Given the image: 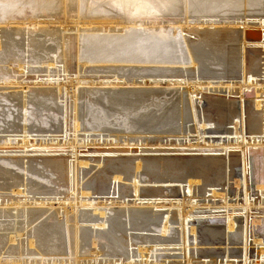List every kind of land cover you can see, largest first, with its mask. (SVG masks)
Wrapping results in <instances>:
<instances>
[{
    "label": "bare ground",
    "instance_id": "bare-ground-1",
    "mask_svg": "<svg viewBox=\"0 0 264 264\" xmlns=\"http://www.w3.org/2000/svg\"><path fill=\"white\" fill-rule=\"evenodd\" d=\"M26 10L24 25L11 26L13 20ZM79 10L85 13L84 17L81 15L85 19L107 17L109 26L102 24L91 29L123 33L66 34L67 28L39 26L35 18L43 12L48 17L61 14L65 17ZM152 11H156L154 14H185L183 25L171 27L173 36L184 30V26L190 27L186 20L189 16L194 17L192 21L198 27L208 22L205 17L218 16L230 21L224 19L221 21L224 23L217 26V21L211 20L207 26H214L213 29L186 30L189 33L193 31L196 40L185 33L174 38L164 33L166 29L163 27L161 30L164 32L144 27L146 22L141 15ZM118 14L124 15L120 22L118 18L121 15ZM1 23L5 25L0 26V63H16L19 73L25 70L26 58L27 62L44 63L46 72L56 67L57 62H62L58 71L66 75L67 64L74 56L71 54L74 43L77 62L83 61L78 63L79 70L85 62H90L99 64L92 65L93 68L111 73L110 77H105L106 80L97 82L105 89L80 88L78 84L71 83L70 93L65 83L60 85L58 80L53 83L49 79L48 84H56L52 89L36 88L29 96L26 91L14 92L9 98L14 103L12 106L20 112V120L18 124H4L2 128L16 131L14 128L20 127L21 140L16 144L19 151L32 152V156L41 155L35 160L30 158V163L20 157H10L13 163L2 160L0 189L9 190L13 196L25 192L50 194L57 193L51 186L57 182L64 184L74 195L73 199L34 198L27 204L16 199L7 205L4 203V207V204L0 206V232L6 231L0 233V253L6 244L17 242L9 244L7 249V252L16 254L12 259L9 257V264H38L46 260L49 264H116L117 261L123 264H264V238L252 235L254 226L260 222L256 219L264 220V156L262 179L258 183L255 180L253 184L259 193L257 199L250 193L247 162L250 147H262L264 152V0H0ZM36 26L37 30L32 31ZM71 29L79 32L78 23ZM258 29L261 39L246 36V33L256 36L255 30ZM225 73L241 75V78L238 82L219 80L216 81L218 85L213 86L212 80L224 78L221 75ZM68 80L73 81L71 78ZM74 81L79 83L76 79ZM4 84L11 85L12 82L5 80ZM177 85L178 88H169ZM204 90L220 92L214 95L220 98H214ZM248 90H253V96L245 95ZM61 94L65 96L64 105L58 108L66 117L68 111L72 115L69 133L65 130L67 123L64 118V127L59 124L60 128L56 130L63 135L53 134L31 140L25 122L28 104L48 110L53 97L55 99L57 95L59 98ZM233 95L238 96V102H229ZM67 97L69 102H66ZM203 98L211 107L210 111L202 109ZM96 100L98 105L93 102ZM245 101L252 104L246 107ZM208 125H215L217 130L226 132L225 139L211 140L206 136L205 127ZM80 130L106 131L107 134L91 140L89 133L81 136ZM157 132L169 134L172 139L167 140V137L163 141L165 136H134L136 133ZM11 139L9 136L2 139L0 152L12 144ZM90 145L96 148L92 152L100 153L94 167L100 168L99 164L104 167L91 181L94 188H107V193L114 194L123 191L121 197H130L119 198L118 195L117 200L113 196L102 201L77 198L78 193L88 198L92 188L89 186L91 182H87L79 192L80 174L86 170L85 175L86 167L91 165L89 158L81 156L80 148ZM135 145L151 147L134 149L132 146ZM100 147L104 149H97ZM136 150L156 151L158 154L144 158L118 156L101 163L105 153ZM163 150L171 151L170 155L164 154ZM59 151L70 155H57ZM184 152H193L194 155L186 156ZM237 165L241 167L242 201L236 200L229 192V183L236 176L233 168ZM207 170L213 175L212 180L203 175ZM254 170L256 172V166ZM27 171L32 173L31 176ZM222 175L225 179L223 187L209 186ZM38 177L41 181L44 177L45 182L41 183ZM123 180L126 183L121 182ZM164 183H178L177 191L174 188L169 191L177 193L175 195L180 193L179 198H166L168 195L164 193L167 191L163 193L160 187ZM206 191L209 194L206 195ZM216 197H221L218 205L213 201ZM87 207L92 209L91 213ZM251 209L256 213H250ZM11 210L15 212L11 213ZM108 210L112 211L110 216H107ZM214 210L220 212L213 213ZM206 211L209 213L204 214ZM235 215H241L242 226L239 229L236 228ZM213 217L223 218L221 229L208 220ZM35 220L38 221L26 226ZM87 222L92 228L85 225ZM200 225L203 243L210 246L220 243L223 247L220 248L222 253L200 250L196 259L204 257L209 260L194 263L191 251H198L196 233ZM154 226L159 227L160 238L127 233L128 229L149 230ZM96 227L102 228L101 233L94 231ZM236 231L239 235L231 237L237 244L233 248L230 247L233 244L229 235ZM25 234L27 248L33 246L39 260L23 256L20 237ZM131 240L138 243V261L132 260V249L127 248ZM145 242L152 245L145 246ZM157 250H173L176 253L164 257L176 258L177 261L154 260ZM100 255L104 259L99 260ZM0 260V264L5 262Z\"/></svg>",
    "mask_w": 264,
    "mask_h": 264
},
{
    "label": "rangeland",
    "instance_id": "rangeland-1",
    "mask_svg": "<svg viewBox=\"0 0 264 264\" xmlns=\"http://www.w3.org/2000/svg\"><path fill=\"white\" fill-rule=\"evenodd\" d=\"M155 12L156 11H152L151 13H145V14L141 15V17L143 18V20L146 22V23H144V27L149 28V30H155V31H157V30L159 31L160 30L161 32H164V29L161 30V28L163 27V28H165L167 30V31L165 30L164 33L168 34L169 36L172 35L171 37H174V38L177 37V36H181V33L182 34L185 33L184 35H186L187 37H190L191 39L196 40V37L192 33L193 31L191 33H189L186 30H189L190 28L196 29V30H199V31H201V30H203L205 28L206 29H211V28L213 29L214 26L213 27L207 26L208 23L211 20H216L217 21L216 22V25L219 26L220 23H224V22H221V21L225 19V18H221V17H218V16L217 17L216 16L215 17H205L204 19L206 21H208V22L205 23L206 25L204 24L203 26L198 27V26H196V23L192 21L194 17L193 16H189V17L186 18V20H188L190 27L187 28L186 26H184V30L180 31V33H178L177 35L173 36V33L171 34V32H172V28L171 27L172 26H175L176 24H177L176 26H178V24H180V23L183 25V21L185 20V17H186L185 14L184 15H183V13L154 14ZM27 13H28V11L26 10L24 12L25 15L23 14L21 16H18L16 19L13 20L14 21L13 24L11 23L10 25L11 26H18V25L23 26L24 23H25L24 17L26 16ZM82 14H83V17H84L85 13H81L80 10H79L78 12L75 11V12L68 13L65 17L62 14L59 15V16L55 14L56 16L53 15V16H49L48 17V16L45 15V12H43V13H41V15L37 16L38 18L37 17H35V18H36V20H38L39 26H44V27H48L49 26V27H52L53 29L54 28H57V27L64 28V29L67 28L65 30V33L66 34H76V33H78V34H80V36H84V35H87V34H99V35H102V34H108V33L109 34L110 33L111 34L123 33V32H116V31L109 32L110 30H107V31H101V30H99L98 31V30L91 29V28H93L94 26H97V25L98 26H100V25L102 26V24L104 26H107V25L109 26V23L107 21L108 20L107 17H100L101 20H97V19H85V18H83L81 16ZM179 14H181V15H179ZM118 15H121V14H118ZM41 16H43V17L41 18ZM45 16L48 17V18H46ZM121 16H120V18H118V21L119 22H120V19H123L124 18V15L122 16V18H121ZM48 19H50V20H48ZM226 20H229V19H225V21ZM44 21H47V22H44ZM152 21H154V23ZM40 22H42V23H40ZM35 23L36 22H33V24H35ZM76 23H78V27L80 28L79 29V32L78 31L76 32L74 29H71V28H73V27L76 26ZM225 23H227V22H225ZM231 23L232 22H229L228 24H231ZM3 25H5V24H3V23L0 24V26H3ZM21 26H18V27H21ZM114 26L115 25H112V27H114ZM30 28H32V27H30ZM37 28H38L37 26H36V28H32V31L33 30H37ZM147 28H145V29H147ZM72 45H74V47H71V49L73 50V51L71 50V54L74 55V56L71 55L72 57H70V61L67 64L68 71H67L66 75H64L65 72L63 73L62 71H58V67H61L62 66V62H57L55 64L56 67L50 68L51 71L50 72H46L45 71V68L46 67H45V64L44 63L43 64L42 63L40 64L39 62H34V61H31V60H29V62H27V60L25 58V66H24L25 67L24 68L25 70L22 73L17 72L20 69L17 67L16 63H10V62H7V61L0 63V105H1L0 106V146H3V144L1 142H2V139L4 137H8L9 136L10 139L11 138L13 139V140L11 139V143L12 144H10L8 148L2 150L3 152H0V162L2 160H3L2 162H4L6 160L4 163H7V162L13 163V161H11L10 157H16V158H19L20 157V158H22V161H24V162L25 161H27V162L29 161V163H30L31 162L30 161V158H32V160H35L34 159L35 157H40L39 155H41V154H38V155L32 156L31 155L32 152L27 154L26 152L24 153L23 151H19V149L17 148V145L19 144V142L21 140V135H22V133L20 131V129H21L20 127H19V129H18V127H17V129L14 128L16 131L10 130L9 128H5V130H4V128H2V125H4V124H8V126L11 125L12 122L18 124V121L20 120V118H19L20 112L17 110V108L15 106H12L14 103L9 100V98L11 97V95L14 92L26 91V95L29 96L33 92V89L35 90L36 88L37 89H52L53 87L56 86V84H48L49 79H50L49 82L52 81L53 83H55L54 81L58 80V83L61 82L60 85L62 83H65L66 85L64 84V86L67 89L65 87L63 89H66L70 93H71L70 87L72 86V84L73 85L78 84L77 87L86 88V89L91 88V89L98 90V89H105L106 88L105 86H100L99 84H97V82L99 83L102 80L103 81L106 80L108 77L111 76V73L110 72H105V71L98 70L97 68H93L92 65H94L95 63L92 64L90 62H88V63L85 62L84 66L81 68V70H79V67H78V63L79 62H77V58H76V56H77V53H76L77 52L76 44L74 43ZM73 58H74V60H73ZM261 61L262 60H260V62ZM82 62L83 61H80V63H82ZM114 64H116V63H114ZM134 64L135 63H133L132 65H134ZM95 65H99V64H95ZM77 70H79L78 73L76 72ZM225 74L221 75V76H224V78H222V79L221 78H219V79L218 78L217 79H213L212 80L214 82L213 86L218 85L217 82L219 80H221L222 82L223 81L225 82V81H227L229 79H232L233 81L238 82L240 80V78H241V75H236V74H232V73H225ZM56 76H57V78H56ZM64 76H66V78ZM67 77L68 78H71L73 81H70L69 82V80H68ZM105 77H106V79H105ZM201 77H203V76H201ZM232 77H234V78H232ZM237 77H238V79H237ZM51 78H54V79L51 80ZM75 79L79 83H76V81H74ZM5 80H11L12 84L11 85L4 84V81ZM40 80L42 82H44V83L43 84H37L38 82H41ZM138 80H141V79H138ZM35 82H36V84H35ZM46 84H48V85H46ZM8 86H10V87H8ZM161 87H164V86H161ZM161 87H157V88H161ZM164 88H166V87H164ZM169 88L170 89L171 88H178V85L175 86V87L174 86H171ZM22 89H24V90H22ZM165 91H168V90H165ZM206 91H208V92H206ZM203 92L204 93H207V94H213L211 96H214V95H217V94L220 93V92L209 91V90H204ZM258 92H259V90H258ZM259 93H261V92H259ZM68 97H67L66 102H69L70 101V98H68ZM235 97H238V96L236 95ZM4 99H6V100H4ZM64 99H65L64 94H61L59 98L57 97V95H56L55 99L53 97V102H51L52 103L51 104V107L48 108V110L47 109H36V107H34L31 103H30L31 105L28 104V108H27V112H26V116H25L26 117V121L25 122L27 124V129L30 130V132H27V133L30 135L29 138L31 140L34 139L35 137H37V138H35V140H38L39 138H41L43 136H50V135H53V134L54 135L55 134H57V135H63L60 132H56V130L57 129L59 130V128H60L61 125H62V127H64V118H66L65 121L67 123V125L65 126V130H67V133H69V129L72 127V115L68 111L67 117H66L64 115V113L62 114V112H61L62 110L60 111V108H58V107H63V105H64V103H63L64 102ZM202 101H203L202 102V109H204L206 111H210L211 110V107H209L206 104L207 103L206 99L203 98ZM93 102H95V105L96 104L98 105V101L97 100L96 101H93ZM251 104H252V102H248V103L247 102L246 103L244 102V105H246V107L249 106V105H251ZM10 107H11L12 110L10 109ZM12 117L15 120L14 119H11ZM80 123H82L81 120H80ZM187 123L189 124L190 122L188 121ZM59 124H60V126H58ZM56 126H58V127H56ZM205 129L207 131L206 136L210 137L211 140L212 139H218L220 137H222L220 139L224 140L225 139L224 137L227 134L224 131L217 130L218 128H216L215 125H212V126L208 125V126L205 127ZM85 133H89L91 135L89 137V139H91V140L93 138H99V135H104L105 136V134H107L106 131H103L102 132V131H98V130H90L88 132H84V130H80V132H79L80 135L81 134L83 135ZM190 133L192 134V132H190ZM222 133L224 134V136H222L223 135ZM80 135L78 136V138H80L82 136V135L81 136ZM31 136H33V137H31ZM134 136H140V137H145V136H147V137H152V136H162V137H164L165 136L163 138V141L167 137H168L167 140H171L172 139L171 135L166 134V133H159V132H157V133H136V135L134 134ZM142 146L135 145V146H132V147L134 149L139 148V147L140 148H148V147H151V146H148V147L147 146H143L142 147ZM93 149H96L94 145H90L87 148H80V154H81V156H84V157L86 156L87 159L89 158V160H90L89 163L91 165L88 166V167H86L87 173L85 175H84V172L86 170H83V173H82L83 175L80 174V185H79L80 186L79 187V190L80 191L79 192L83 191V190H81L82 187L84 188V186H86V183L87 182L90 183L94 179V177L96 176V174L99 171L103 170V168H104L103 167V164H99L98 165L100 168L94 167L96 165V163H98L97 161L99 160L100 153H98V152H92ZM97 149H104V148H101L100 147V148H97ZM15 150H17V151H15ZM149 152L150 151H145L144 152V151L136 150L135 152H133V151L132 152L131 151L130 152H128V151H125V152H116L115 154H107V153H105L103 155V159L101 160V163L105 159H114V158H117L118 156H122V157H125V156L126 157L140 156L141 158H144V157H147V156H151V155L158 154V152H156V151H153V152L151 151L150 153ZM164 152L167 155L168 154L170 155V153H171V151L169 152V151H166V150L165 151L163 150V153ZM60 153H61V155H63L65 152L64 151H59V153H57V155H60ZM65 154L66 155H70L69 153H65ZM184 155H186V156H193L194 153L193 152L192 153L184 152ZM132 160L133 161L134 160L136 161V158L135 159H132ZM23 165L25 166V164H23ZM92 165H93V167H92ZM13 166H15V165H11L10 167H13ZM238 166H240V165H238ZM18 167L21 169L20 166H18ZM235 167L233 168V170H234V174L236 176L234 178L235 180H233V181L231 180V182L229 181L230 182L229 183L230 184V186H229V189H230L229 192H230V195H232L236 200L242 201L243 200L242 199L243 198L242 197L243 196V188H242L243 182H241L242 181L241 174H240L241 167H240L239 175L237 173H235ZM31 174H32L31 172H28V175L29 176H31ZM81 176H82V178H81ZM38 178H40V177H38ZM43 178H42V181H41V178H40L41 183L42 182H45V180H43ZM249 179H250V176H249ZM125 181L123 180L121 182H125ZM125 183H123V184H125ZM43 184H47V183H43ZM54 184L51 185L52 186V190H54V191L56 190L57 193H50V194L49 193H43V194H33L32 195L30 192H25L24 194H15L13 196V194H11V192L9 190H7V189H4V190L3 189H0V206H2L4 203L7 205L11 201H14L16 199H19V201H21V202L24 201L27 204V202L31 201L34 198H44L45 200L46 199H48V200L49 199H54V198L63 199L64 197L65 198L66 197H69L70 199H73L74 198V195L70 194V191L66 189V187H65L64 184L57 183V182H56L55 185ZM93 184H94V182H91L89 184V186H91L92 188L90 190V194L88 195V198H87V196H83V197L80 196L79 193L77 194V196H78L77 198L81 199L82 201H86V200H88V201H102L106 197L107 198H110V197L115 196L114 199H116V200L119 199V198H128V197H130V196H128V197L127 196L126 197H121L124 194L123 191H121L120 194H117V193L114 194V193H107L108 192V189L107 188L98 189L97 190V189L94 188ZM175 184L178 185V183H174L173 185H175ZM252 186H253V184H252ZM250 187H251V182L249 180V188ZM171 188H174V190L177 191V187H170V188H168L167 193L166 192L165 193L163 192L164 194H167L168 195V196H166V198H176V197L179 198V196L181 194L179 193L178 195H175L177 193H174V192H170L169 191ZM207 188L208 187H206V189ZM215 188H217V187H215ZM101 190H102V192H101ZM254 190H255V188H254ZM207 192L208 191L205 192L206 195L209 194ZM250 193L252 195V198L255 197L257 199V196L259 195V193H257V191L255 193H252L250 191ZM70 195H71V197H70ZM118 195L120 196L119 198H118ZM24 197H26V198H24ZM27 198H28V200H27ZM219 198H221V197H216L213 200L216 205H218L219 202H220V199ZM25 200H27V201H25ZM256 203H259V201L256 200ZM5 204L2 207L6 206ZM91 210H92L91 208L87 207V211L90 212ZM14 212H15L14 210H11V213H14ZM217 212H220V211H215V210L213 211V213H217ZM47 213H49V212H47ZM111 213H112V211L111 210H108L107 211V216H110ZM207 213H209V212L208 211L204 212V214H207ZM250 213H256V211L254 209H251L250 210ZM257 214H259V213H257ZM38 220H35L34 222H32L31 224H28L26 226L27 227H30L32 224L36 223ZM256 220L257 221H260V218L259 219L257 218ZM87 223L86 224L84 223V224L85 225H91L90 222H87ZM171 226H173V225H171ZM91 228H92V225H91ZM106 228H107V226H105V229ZM158 228L159 227L154 226V227H152L149 230L128 229L127 230V233L128 234H131L133 236H145V237H150L151 236V237H154V238H160L161 234H160V231H159ZM154 229H155V231H154ZM201 229H202V225H200V227H197L196 239H197V242H198V244H197V250L198 251H196V250L191 251V257H194L195 258V259H193V262L194 263L199 262V261L205 259L204 257H201L199 259H196V257L200 256V253H199L200 250L201 251H203V250L204 251H210L211 253L212 252L222 253V251H220V248L223 247V244L218 243V244H212L210 246V245L205 244V243L202 242V234L200 232ZM250 230L252 231V229H250ZM94 231L95 232H98V233H101L102 228L101 227H96V229H94ZM1 232L6 233V231H1ZM20 238L22 240V251L24 252L23 253V256H26L27 258H29V256H31L32 257V260H34V261L35 260H39L38 258L40 256L34 253L36 251V250H34L35 248L33 246H32V248H30V247L27 248V246H26V238H27L26 234L25 235H22ZM130 243H132V244H130ZM9 244L8 245L6 244L5 250H1V253H0V256H1L0 258L3 259V261H5V262H2L3 264H9V263H11L9 261L10 258L12 259V258H14L16 256V254H14V253L7 252V249L9 247ZM15 244H17V242L11 243L10 246L11 245H15ZM139 244H142V243H139ZM143 244L144 245L146 244L145 246L152 245V243H150V242H148V243L145 242ZM137 245H138V243L135 242V241H133V240L129 241V245H127V248L129 250L132 249V254L134 255L133 256V259H132L133 261H138L139 260V257L136 256L137 255L136 254ZM234 245H235V247L237 246V244H233L230 247H233ZM159 247H161V246H159ZM235 247H233V248H235ZM254 251L255 250H253V252ZM174 253H176V252H174L173 250H167V251L157 250L156 251V254L157 255L153 259L154 260H157V261H164V260H166V261H168V260L174 261V260H176V258H173L172 259V257H170L168 259H165V257H164V256H166L168 254H174ZM175 255L178 256V254H175ZM103 257H104L103 255H100L98 257V259L99 260L104 259ZM205 260H209V259L207 258ZM46 261H44V263L41 262V263H38V264H47V263L49 264V262H46ZM0 262H1V260H0ZM120 263L123 264L124 262H122V261L121 262L120 261H117L116 262V264H120Z\"/></svg>",
    "mask_w": 264,
    "mask_h": 264
},
{
    "label": "water",
    "instance_id": "water-1",
    "mask_svg": "<svg viewBox=\"0 0 264 264\" xmlns=\"http://www.w3.org/2000/svg\"><path fill=\"white\" fill-rule=\"evenodd\" d=\"M255 33L257 34L256 36H251L250 34L246 33L247 37L249 39H261V36H259V29L258 30H255ZM264 37V36H263ZM262 60V59H260ZM245 95L247 97H250V96H253V90H248V91H245ZM214 98H217L219 99L220 97H216V96H213ZM222 98V97H221ZM230 101L229 102H233V103H236L238 102V97H235L234 95L231 96L230 98ZM246 103V101H245ZM219 152V150H218ZM237 153V151H235ZM263 156H264V152H263V148L262 147H250L247 151V162H248V167H249V170H248V176H250L251 178V184H254V181L256 180V182H260L261 179H262V168H263V164H262V161H263ZM256 166V173L255 170H254V167ZM208 171V170H207ZM204 171L203 172V175L208 179V180H212V174L209 173V171ZM235 173H237L239 175V171H240V166H236L235 167ZM257 174V176H256ZM254 177H256V179H254ZM224 183H225V179L223 177V175L216 181V183H212V185H209V186H214V187H223L224 186ZM177 187V185H172V184H168V183H164L163 185H161L160 187L163 188V192L167 191L168 188L170 187ZM209 188V187H208ZM250 191L252 193H255L256 190H254V187L251 185V187L249 188ZM261 192V191H260ZM241 215H235L234 218H235V222H236V228L239 229L241 226H242V223H241ZM208 220L213 223L214 225H218L219 227H216V228H220L222 227V225H224V220L222 217H213V218H208ZM264 220L262 218H260V222L258 224H256L254 226V229L252 231V235H254V237H262L264 238L262 235H263V227H264ZM212 224V225H213ZM233 235H239L238 231L236 232H231V234L229 235L230 239V243H233V244H236V242H232V239L231 237H233ZM250 250L252 251V248H250Z\"/></svg>",
    "mask_w": 264,
    "mask_h": 264
}]
</instances>
